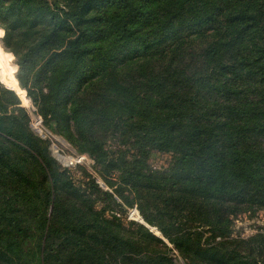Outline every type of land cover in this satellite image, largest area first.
Returning a JSON list of instances; mask_svg holds the SVG:
<instances>
[{"label":"trees","instance_id":"trees-1","mask_svg":"<svg viewBox=\"0 0 264 264\" xmlns=\"http://www.w3.org/2000/svg\"><path fill=\"white\" fill-rule=\"evenodd\" d=\"M0 28L46 125L112 191L86 174L99 206L0 82V264H264V229L233 233L264 211V0H0Z\"/></svg>","mask_w":264,"mask_h":264},{"label":"rangeland","instance_id":"rangeland-1","mask_svg":"<svg viewBox=\"0 0 264 264\" xmlns=\"http://www.w3.org/2000/svg\"><path fill=\"white\" fill-rule=\"evenodd\" d=\"M5 31L0 28V56H3L5 63H0L1 79L0 82L8 87L9 89L16 92V94L21 99V105L26 109L30 116V128L31 130L40 137V139L49 142L48 146L52 156L58 161L62 168L69 171L70 175L74 180L83 188V190L92 195L94 199L98 201V205L102 206V193L95 191L90 185L86 184L88 177L86 174H90L97 179L101 189L104 192H112L110 188L104 185L97 172L95 162L87 154H82L61 134L53 132L47 125L46 121L40 116L38 108L32 103L27 92L23 90L18 81L16 80V75L18 72V66L16 64V59L11 53H7L3 48V37ZM1 60V58H0ZM113 143V142H112ZM115 146V144H112ZM171 155L166 153H161L154 151L150 158L149 164L153 169H161L166 167L171 162ZM113 207L118 211L119 215L123 218L124 222L129 224L131 221L139 222L148 226L142 216L140 215L137 208H125L119 206L118 200L112 201ZM151 228V227H150ZM156 235L160 236V233L156 228H151ZM260 229H264V211L259 212L256 216H251L248 214L241 215L234 222L233 233L237 237H250L256 234ZM27 246H31L28 244ZM174 259L176 264H185L179 253L174 250Z\"/></svg>","mask_w":264,"mask_h":264},{"label":"water","instance_id":"water-1","mask_svg":"<svg viewBox=\"0 0 264 264\" xmlns=\"http://www.w3.org/2000/svg\"><path fill=\"white\" fill-rule=\"evenodd\" d=\"M2 57H3V56H0V58H1L0 61H1L2 63H5L4 60H3L4 58H2ZM1 62H0V63H1ZM1 71H2V69L0 68V79H1ZM1 81L3 82L2 79H1ZM3 83H4V82H3Z\"/></svg>","mask_w":264,"mask_h":264}]
</instances>
